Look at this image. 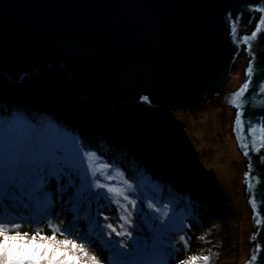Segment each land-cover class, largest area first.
I'll list each match as a JSON object with an SVG mask.
<instances>
[{
    "label": "water",
    "instance_id": "95a60500",
    "mask_svg": "<svg viewBox=\"0 0 264 264\" xmlns=\"http://www.w3.org/2000/svg\"><path fill=\"white\" fill-rule=\"evenodd\" d=\"M262 0H0V77L18 84L40 71L62 74L72 91L99 112L123 104L147 103L154 108L197 112L227 94L237 59L243 52L254 68L245 98L244 119L259 129L264 123V29L252 50L240 37L251 28L253 10ZM240 17L237 35L231 22ZM235 93V92H234ZM147 97V100L144 99ZM234 132L237 139V132ZM249 143L251 179L264 220V148ZM256 147H259L257 143ZM259 174V175H257ZM245 176V196L252 212L253 236L258 229ZM264 264V223L253 240ZM248 262V264H249Z\"/></svg>",
    "mask_w": 264,
    "mask_h": 264
},
{
    "label": "rangeland",
    "instance_id": "374dc122",
    "mask_svg": "<svg viewBox=\"0 0 264 264\" xmlns=\"http://www.w3.org/2000/svg\"><path fill=\"white\" fill-rule=\"evenodd\" d=\"M260 18L257 15L251 28L242 29L241 35H250ZM248 67L249 59L243 52L235 64L227 94L238 91L246 82ZM14 113H22L33 122L50 119L78 135L87 150L95 151L111 170L123 173L116 181L100 177V182L115 185L121 179L127 180L136 189L135 194L128 191V195L136 200L137 209L142 207L145 213L159 215V209L166 207L171 217L175 207L186 215L182 231L171 234L174 250L164 264H181L191 256L204 255L210 257L209 264H248L253 236L252 212L245 196L248 163L239 150L234 132L236 111L226 104L225 95L191 113L154 108L147 103L123 104L110 113H102L76 95L61 73L50 70L40 71L34 78L18 84L0 77V118H9ZM57 188V181L51 179L48 185L53 197L51 220L56 225H68L74 216L71 209L77 188L67 186L63 192ZM170 200L175 205L168 203ZM93 202L95 206L90 211L95 215L97 207L96 201ZM150 202L152 209L147 207ZM121 204L127 205L132 213V224L125 228L135 238L140 218L127 201L121 200ZM86 209L81 207L80 211ZM100 211L99 222H110L119 231L118 225L123 223L119 216L125 214L124 209L111 203ZM104 216L108 217L107 221ZM77 223L79 235L86 230L87 223L83 219ZM34 227L32 223H25L21 231L32 234ZM39 227L44 229L43 234H51L47 221ZM140 227L146 237L150 235L147 225ZM181 236L188 241L187 248ZM63 238L58 235V239ZM112 239L127 240V237L113 233ZM96 247L99 251L89 247V253L105 260L108 250L99 241ZM146 261L144 257L136 264H147ZM151 264H160L159 258Z\"/></svg>",
    "mask_w": 264,
    "mask_h": 264
},
{
    "label": "snow or ice",
    "instance_id": "6c2138e0",
    "mask_svg": "<svg viewBox=\"0 0 264 264\" xmlns=\"http://www.w3.org/2000/svg\"><path fill=\"white\" fill-rule=\"evenodd\" d=\"M253 10L261 12L258 25L250 35L240 37L242 42L248 45L250 53L251 42L255 41L264 29V0ZM239 19L238 16L231 22L234 37L237 35ZM253 74L254 68L250 63L246 82L227 98V102L237 109L235 130L245 156H248L249 148V143L242 139L246 123L251 133L253 151L259 152L264 148V123L257 129L252 126L251 121L244 119V105L250 102V98H245V94L252 85ZM260 91L264 92V86L260 87ZM144 99L147 100V97ZM257 143L259 147H256ZM261 162H264V158ZM248 167L246 183L250 194H253L255 182L251 179V159ZM117 176L122 177L123 173L111 170V166L102 161L95 151L86 149L78 135L50 119L42 118L33 122L22 113L0 118V264H117V261L122 264H136L141 258L150 255L157 256L160 264H164L166 257L174 250L171 234L182 231L186 215L176 211L175 207L171 217L168 216L169 210L166 207L159 209V215L145 213L142 207L137 209L136 200L130 199L128 195V191L135 194L136 189L127 180L121 179L115 185L100 182V177L111 182L116 181ZM51 179L57 181V191L63 192L67 186L77 188L71 209L74 216L68 225L52 223L53 197L48 189ZM63 181H66V184ZM93 200L96 201L97 207L95 215L90 211ZM101 200L106 203H99ZM121 200L127 201L140 218L136 223L135 238L133 233L125 228V225L132 224V213L128 211L127 205L121 204ZM261 201L264 202V193L261 194ZM111 203L124 209L125 214L119 216L123 221L118 225L119 231L112 223L101 224L98 219L100 210ZM168 203L175 205L172 200ZM250 204L259 232L264 220L256 212L258 204L254 194L250 196ZM84 205H87L88 211L81 212L80 209ZM147 207L152 209L153 203H148ZM56 215L59 218V214ZM80 219L86 221L87 228L78 235L80 230L77 222ZM104 220L107 221L108 217L104 216ZM164 220H167V223L162 222ZM44 221H47V226L51 229L50 235L43 234L44 229L39 227ZM25 223L34 224L32 234L21 231ZM142 224L149 227L150 235L147 237L140 227ZM258 232L254 234L253 240ZM113 233L117 237H127V240L112 239ZM58 235L64 238L58 239ZM128 240H131L130 247ZM181 240L187 248L188 241L184 236H181ZM97 241L101 247L108 250L109 254L105 260L91 255L88 251L89 247L99 251L96 247ZM260 250L257 245L249 264H256ZM209 260L208 255L191 256L181 264H209Z\"/></svg>",
    "mask_w": 264,
    "mask_h": 264
},
{
    "label": "trees",
    "instance_id": "16d2710c",
    "mask_svg": "<svg viewBox=\"0 0 264 264\" xmlns=\"http://www.w3.org/2000/svg\"><path fill=\"white\" fill-rule=\"evenodd\" d=\"M74 200H75V198H74ZM93 201H94V200H93ZM93 201H92V203H91V208H92V209H93V207L95 206V204H94ZM82 207L86 209V208H87V205H84V206H82ZM91 208H90V209H91ZM95 208H96V207H95ZM87 209H88V208H87ZM87 209H86V210H87ZM87 211H88V210H87ZM94 214H95V213H94ZM99 217H100V216H99ZM101 217H102V216H101ZM83 229L85 230L84 227H83ZM152 256H153V255H150V256H147V257H146V260H147L146 263H147V264H151V262L153 263V261L155 260V258H157L156 256H155V258H153ZM143 259H144V258H143Z\"/></svg>",
    "mask_w": 264,
    "mask_h": 264
}]
</instances>
